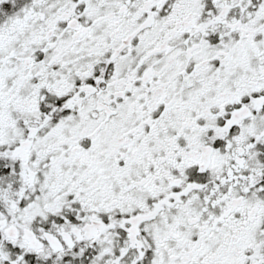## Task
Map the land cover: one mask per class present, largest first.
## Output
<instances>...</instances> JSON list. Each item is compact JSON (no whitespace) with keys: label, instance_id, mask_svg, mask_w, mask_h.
<instances>
[{"label":"snow or ice","instance_id":"snow-or-ice-1","mask_svg":"<svg viewBox=\"0 0 264 264\" xmlns=\"http://www.w3.org/2000/svg\"><path fill=\"white\" fill-rule=\"evenodd\" d=\"M0 264H264V0H0Z\"/></svg>","mask_w":264,"mask_h":264}]
</instances>
